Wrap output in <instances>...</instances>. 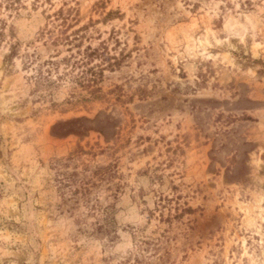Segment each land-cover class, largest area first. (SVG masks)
Masks as SVG:
<instances>
[{"label":"rangeland","instance_id":"rangeland-1","mask_svg":"<svg viewBox=\"0 0 264 264\" xmlns=\"http://www.w3.org/2000/svg\"><path fill=\"white\" fill-rule=\"evenodd\" d=\"M0 264H264V0H0Z\"/></svg>","mask_w":264,"mask_h":264}]
</instances>
